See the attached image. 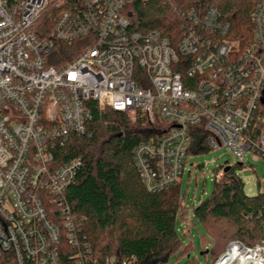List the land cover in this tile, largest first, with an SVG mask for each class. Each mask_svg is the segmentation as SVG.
I'll use <instances>...</instances> for the list:
<instances>
[{
  "label": "built area",
  "instance_id": "obj_1",
  "mask_svg": "<svg viewBox=\"0 0 264 264\" xmlns=\"http://www.w3.org/2000/svg\"><path fill=\"white\" fill-rule=\"evenodd\" d=\"M135 1L148 0H0V260L113 264L93 259L66 197L83 159L56 162L59 144L86 133L92 102L149 120L152 135L133 160L151 192L182 180L193 144L228 146L241 164L247 151L264 156V0L245 48L216 6L180 9L175 45L157 29L132 28ZM59 4L43 33L40 21ZM79 42L65 61L50 59ZM233 244L259 250L264 264L263 244Z\"/></svg>",
  "mask_w": 264,
  "mask_h": 264
},
{
  "label": "trees",
  "instance_id": "obj_2",
  "mask_svg": "<svg viewBox=\"0 0 264 264\" xmlns=\"http://www.w3.org/2000/svg\"><path fill=\"white\" fill-rule=\"evenodd\" d=\"M200 3L216 6L230 23L231 39L245 48L252 39L251 13L257 0H148L130 5L132 28L157 29L176 45L182 21L179 10ZM63 5L53 6L40 21L48 34ZM45 18V19H44ZM62 58L74 54L82 44H65ZM92 105V118L86 133L72 135L58 145L56 162L75 157L84 161L74 182L66 191L73 215L81 225V234L89 242L93 259L101 262L106 256L113 264L135 256L139 264H169L184 258L182 264H201L194 255L192 240L184 244L177 222H186V206L181 201V181L168 189L151 192L144 185L133 160L135 147L149 139L153 130L141 111L119 112L108 108L101 112ZM203 142L193 144L188 153L205 152ZM227 166V165H226ZM218 169L210 195L192 206L194 216L202 223V241L211 246L203 255L206 264H214L228 243L239 241L248 248L264 244V192L248 195L237 171L243 164ZM187 227L189 225L187 224ZM183 230V227H182ZM186 237H189L185 233ZM205 247V246H204ZM197 252V251H196ZM0 264H17L3 256Z\"/></svg>",
  "mask_w": 264,
  "mask_h": 264
},
{
  "label": "rangeland",
  "instance_id": "obj_3",
  "mask_svg": "<svg viewBox=\"0 0 264 264\" xmlns=\"http://www.w3.org/2000/svg\"><path fill=\"white\" fill-rule=\"evenodd\" d=\"M64 48H66L65 44L58 45L56 51L51 54L50 59L53 61H65L68 59L62 58L61 51ZM245 158L244 167L237 171L245 183V192L251 196L256 195L259 191L264 192V156L253 151H247ZM238 162L236 154L228 146L209 148L205 152L187 154V164L180 183L181 201L188 210L186 213L187 221L182 224L177 222V228L184 244L189 243V238L192 240L193 246H195L197 251L193 250L194 255L197 253L201 264L207 263L206 256L202 253L205 249L210 248L211 243L209 240L202 241L204 229L202 223L194 216L192 206L210 195L215 185L218 169L226 165L238 164ZM221 177L222 175L218 179ZM187 224L189 227H187ZM185 233L189 237H186ZM229 245L230 243L225 246L224 253L229 248ZM224 253L216 259L214 264L217 263ZM183 261L184 258L175 261L174 257H171L168 263L182 264Z\"/></svg>",
  "mask_w": 264,
  "mask_h": 264
},
{
  "label": "bare ground",
  "instance_id": "obj_4",
  "mask_svg": "<svg viewBox=\"0 0 264 264\" xmlns=\"http://www.w3.org/2000/svg\"><path fill=\"white\" fill-rule=\"evenodd\" d=\"M262 261L259 250L246 251L233 244L216 264H262Z\"/></svg>",
  "mask_w": 264,
  "mask_h": 264
},
{
  "label": "water",
  "instance_id": "obj_5",
  "mask_svg": "<svg viewBox=\"0 0 264 264\" xmlns=\"http://www.w3.org/2000/svg\"><path fill=\"white\" fill-rule=\"evenodd\" d=\"M263 101H264V98H263ZM238 163H239V162H238ZM239 164H241V163H239ZM229 168H230V165H227V166L225 167L224 171H227ZM206 252H208V250H206Z\"/></svg>",
  "mask_w": 264,
  "mask_h": 264
}]
</instances>
